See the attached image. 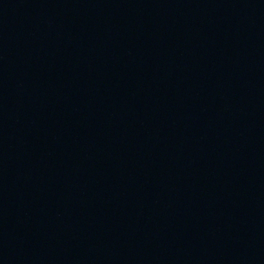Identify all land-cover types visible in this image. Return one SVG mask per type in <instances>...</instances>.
Instances as JSON below:
<instances>
[{"label":"water","instance_id":"obj_1","mask_svg":"<svg viewBox=\"0 0 264 264\" xmlns=\"http://www.w3.org/2000/svg\"><path fill=\"white\" fill-rule=\"evenodd\" d=\"M0 264H264V0H0Z\"/></svg>","mask_w":264,"mask_h":264}]
</instances>
